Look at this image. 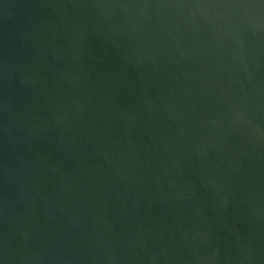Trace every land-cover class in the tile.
Masks as SVG:
<instances>
[{"label": "water", "instance_id": "95a60500", "mask_svg": "<svg viewBox=\"0 0 264 264\" xmlns=\"http://www.w3.org/2000/svg\"><path fill=\"white\" fill-rule=\"evenodd\" d=\"M0 264H264V0H0Z\"/></svg>", "mask_w": 264, "mask_h": 264}]
</instances>
